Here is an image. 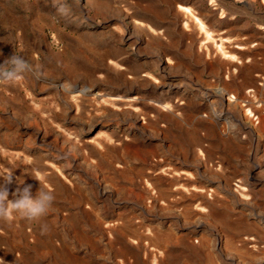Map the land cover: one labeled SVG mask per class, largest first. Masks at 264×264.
I'll return each mask as SVG.
<instances>
[{
  "label": "rangeland",
  "instance_id": "obj_1",
  "mask_svg": "<svg viewBox=\"0 0 264 264\" xmlns=\"http://www.w3.org/2000/svg\"><path fill=\"white\" fill-rule=\"evenodd\" d=\"M60 2L0 0V264H264V0Z\"/></svg>",
  "mask_w": 264,
  "mask_h": 264
},
{
  "label": "clouds",
  "instance_id": "obj_2",
  "mask_svg": "<svg viewBox=\"0 0 264 264\" xmlns=\"http://www.w3.org/2000/svg\"><path fill=\"white\" fill-rule=\"evenodd\" d=\"M57 11L60 15H67L69 6L64 2L58 3ZM55 16L53 19L55 20ZM25 73H31L36 79L43 76L39 66H33L22 55L13 54L0 63V84L15 82L22 78ZM13 182V176H8L0 183V221H8L13 216H19L30 222L40 221L53 207L55 195L53 192L39 189L35 196L32 194V186L18 187L9 199L8 185ZM48 225L41 224V234L48 232Z\"/></svg>",
  "mask_w": 264,
  "mask_h": 264
},
{
  "label": "bare ground",
  "instance_id": "obj_3",
  "mask_svg": "<svg viewBox=\"0 0 264 264\" xmlns=\"http://www.w3.org/2000/svg\"><path fill=\"white\" fill-rule=\"evenodd\" d=\"M202 24V23H201ZM247 80V79H246ZM245 81V80H244ZM243 81V82H244ZM213 89V88H212ZM214 91H215V95L216 96H220V97H222L223 96V94H226L227 93V91H226V89L224 88V87H222V86H220V87H217V88H214ZM211 93V92H210ZM213 94V93H212ZM229 96H231V97H233V98H237V97H235L234 95H229ZM206 259H207V264H209V261H211V255H210V253H208L207 255H206Z\"/></svg>",
  "mask_w": 264,
  "mask_h": 264
}]
</instances>
